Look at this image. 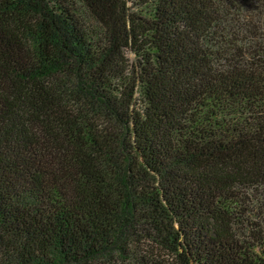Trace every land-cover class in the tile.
<instances>
[{
  "label": "trees",
  "instance_id": "obj_1",
  "mask_svg": "<svg viewBox=\"0 0 264 264\" xmlns=\"http://www.w3.org/2000/svg\"><path fill=\"white\" fill-rule=\"evenodd\" d=\"M0 264H264V0H0Z\"/></svg>",
  "mask_w": 264,
  "mask_h": 264
}]
</instances>
